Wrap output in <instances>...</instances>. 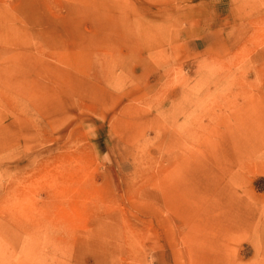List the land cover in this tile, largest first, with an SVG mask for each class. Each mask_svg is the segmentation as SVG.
Wrapping results in <instances>:
<instances>
[{
	"label": "rangeland",
	"instance_id": "374dc122",
	"mask_svg": "<svg viewBox=\"0 0 264 264\" xmlns=\"http://www.w3.org/2000/svg\"><path fill=\"white\" fill-rule=\"evenodd\" d=\"M0 264H264V0H0Z\"/></svg>",
	"mask_w": 264,
	"mask_h": 264
}]
</instances>
